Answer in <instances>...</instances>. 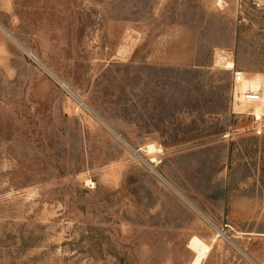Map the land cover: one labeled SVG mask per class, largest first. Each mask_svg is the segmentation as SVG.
<instances>
[{
    "label": "rangeland",
    "instance_id": "374dc122",
    "mask_svg": "<svg viewBox=\"0 0 264 264\" xmlns=\"http://www.w3.org/2000/svg\"><path fill=\"white\" fill-rule=\"evenodd\" d=\"M0 28V264H264V102L230 94L264 85V0H0Z\"/></svg>",
    "mask_w": 264,
    "mask_h": 264
},
{
    "label": "built area",
    "instance_id": "2783aa9c",
    "mask_svg": "<svg viewBox=\"0 0 264 264\" xmlns=\"http://www.w3.org/2000/svg\"><path fill=\"white\" fill-rule=\"evenodd\" d=\"M230 94L232 103L246 102L260 104L264 100V85L260 82H250L245 73L235 68L231 69Z\"/></svg>",
    "mask_w": 264,
    "mask_h": 264
},
{
    "label": "crops",
    "instance_id": "0c3cea01",
    "mask_svg": "<svg viewBox=\"0 0 264 264\" xmlns=\"http://www.w3.org/2000/svg\"><path fill=\"white\" fill-rule=\"evenodd\" d=\"M14 52V47L0 28V58L8 59L11 56H14Z\"/></svg>",
    "mask_w": 264,
    "mask_h": 264
},
{
    "label": "bare ground",
    "instance_id": "6f19581e",
    "mask_svg": "<svg viewBox=\"0 0 264 264\" xmlns=\"http://www.w3.org/2000/svg\"><path fill=\"white\" fill-rule=\"evenodd\" d=\"M6 33V35H7V37H10V38H12L11 37V35L9 34V33H7V32H5ZM228 67V66H227ZM233 69V68H232ZM250 82H252V83H254V82H257V81H252V80H249ZM263 102H264V100H262V102L260 103V104H258V105H253L254 106V112L253 113H255L256 114V116H259L261 113H262V109H261V107H262V104H263ZM240 106H241V109L240 110H242L243 108H246L248 105H249V103H246V102H240V104H239ZM236 106V105H235ZM238 106V105H237ZM218 237V236H217ZM217 237L216 238H214V240H213V242H215V240L217 239Z\"/></svg>",
    "mask_w": 264,
    "mask_h": 264
}]
</instances>
